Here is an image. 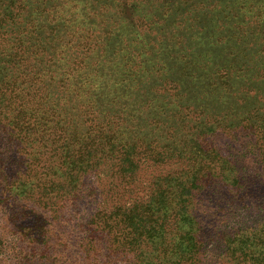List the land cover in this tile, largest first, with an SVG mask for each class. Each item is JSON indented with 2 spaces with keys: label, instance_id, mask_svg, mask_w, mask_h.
I'll list each match as a JSON object with an SVG mask.
<instances>
[{
  "label": "rangeland",
  "instance_id": "374dc122",
  "mask_svg": "<svg viewBox=\"0 0 264 264\" xmlns=\"http://www.w3.org/2000/svg\"><path fill=\"white\" fill-rule=\"evenodd\" d=\"M206 1L131 0L136 7L125 14L119 0H112L100 27L90 17L98 4L74 2L59 27L42 31L50 46L60 34L62 46L71 40L72 47L79 41L73 44L69 34L85 26L89 40L118 57L112 67L122 64L128 75L127 63L137 65L140 86L130 77L121 88L111 87L125 98L111 105V114L122 118L117 125L124 132L136 124L158 148L171 145L175 153L170 159L165 153L143 156L131 181L115 174V159H106L80 190L72 182L76 174L66 171L70 163L75 167L78 146L64 143L59 118L49 117L48 100L25 95L34 90L26 83L4 85L0 190L13 193L0 210L1 264H264V129L246 117L264 106V37H248L258 34L250 35L259 26L253 12L236 14L238 5L229 4L212 21ZM212 29L218 43L208 37ZM243 58L241 72L229 68ZM7 59L0 56V87ZM5 67L9 83L20 69ZM18 89L25 93L15 98ZM24 106L40 110L38 125L18 114ZM205 153L213 158L211 171L201 160ZM119 161L129 170V160ZM58 170L63 175L54 180ZM194 178L180 208L159 215L162 223H128L134 216L130 206L160 192L164 181L176 179L182 188Z\"/></svg>",
  "mask_w": 264,
  "mask_h": 264
},
{
  "label": "trees",
  "instance_id": "16d2710c",
  "mask_svg": "<svg viewBox=\"0 0 264 264\" xmlns=\"http://www.w3.org/2000/svg\"><path fill=\"white\" fill-rule=\"evenodd\" d=\"M91 1L98 4V10L90 17H92L94 24L100 27L103 25V16L107 13L112 0H0V56L4 54L8 56V59L3 61L4 65L2 64L0 89L3 90L4 85L21 88V85L26 83L34 90L25 95L32 97L40 95L48 100L49 117L59 118V124L65 137L64 143L69 147L70 145L78 146L77 149H74L73 165L75 167H70L72 164L70 163L67 165L66 171L76 174L75 180L72 182L80 190L84 178L100 168L106 159H115L117 166L115 174H124V178L131 181L130 179L135 176V171H137V162L143 156L159 158L165 153L169 155L167 159H170L175 153L171 145L158 148L154 141L147 139L149 138L146 136L147 134H140L136 124L129 131L124 132L123 129L118 128L120 125H117L122 118L111 114V105L120 104L125 100L124 96L115 93L111 87L121 88L128 79H131L130 77H132L134 84L140 86V80L137 79L139 75L136 74L135 76L137 65H133L131 60L127 63L131 66L128 75L125 73L126 71H123L122 64L112 67L111 63L113 60L118 61V57H115L114 54L111 57L108 56L106 47L99 46L89 40L86 34L87 28L85 29V26L82 25L76 26L75 30L69 34V37L73 38V44L75 41H79L78 46L67 47L72 43L71 40L62 46L63 38L60 34H56L54 37L55 46L54 44L50 46L49 42L42 40L41 33L46 27H59L63 23L61 17L67 6L74 4V2L75 4L81 2L88 4ZM163 1L171 5L174 0ZM233 1L207 0L206 4L209 5L208 18L212 21H214L213 19L217 20L219 7L237 4V11L240 12L236 14L253 12L254 19L259 21V26L257 24L250 31V35L258 34L248 37H264V34L259 35L264 33V4L261 3L262 0ZM49 2H51L50 10L45 7ZM119 5L123 6L122 13L125 14L131 13V10L136 7V4L131 0H119ZM46 17L48 18L46 19ZM131 17L129 16L130 22H134L135 20ZM136 28L135 33L140 36L138 27L136 26ZM214 30L209 32L208 37L211 40L216 39V43H218ZM36 32H38L37 37L32 42L33 34ZM65 50L73 51V54L67 55ZM7 63H11L15 68L20 69L15 79L10 80L9 83L4 74V71L8 69L5 67ZM62 64H65L64 68ZM244 64V58L243 60H232L229 63V68L241 72ZM104 84L106 85L103 86ZM24 93L18 89V93L14 97H22L21 95ZM1 95H3L2 91ZM131 95L132 92H130L129 97ZM123 107L128 109L125 102ZM256 113L253 117H251L252 114L248 113L249 115L246 117L251 118V120L256 119L258 123L256 128L263 130L264 106H259ZM18 114H24L26 117L31 116L34 124H39L37 119L40 110L38 108L31 109L24 106L22 110L18 111ZM115 125L116 127H114ZM143 139L148 140V142L141 143ZM173 143H176L175 140ZM63 157L65 159L63 162L66 163L69 156L64 155ZM119 159L129 160L132 163L129 170L123 168ZM201 160L206 163L211 171L212 168L209 167L213 158L205 153ZM202 161L193 160L191 163L201 165ZM56 174L63 175L58 170L53 174L54 180L57 179ZM195 181L196 178L192 182H184L181 184L182 188L178 186L180 182H176V179L164 181L160 186V192L152 194L147 201L136 202L130 206L129 212L134 216L128 223L135 226L144 223V221L153 224L162 223L163 218L159 215H167V213L179 209L180 204L182 205L186 201L185 193L189 189L187 185L195 184ZM12 193L9 190H0V210L3 208L2 203L6 201V197L11 196ZM28 194L31 196V191ZM116 209L121 212L124 208L119 206ZM145 215H150L152 219L144 220ZM119 223L123 224L127 221H120ZM242 246L243 244H240V247Z\"/></svg>",
  "mask_w": 264,
  "mask_h": 264
}]
</instances>
